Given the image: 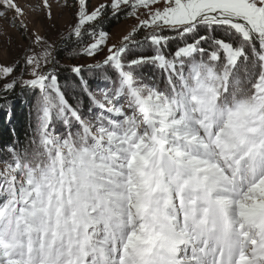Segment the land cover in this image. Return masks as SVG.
Listing matches in <instances>:
<instances>
[{
	"label": "snow or ice",
	"instance_id": "snow-or-ice-1",
	"mask_svg": "<svg viewBox=\"0 0 264 264\" xmlns=\"http://www.w3.org/2000/svg\"><path fill=\"white\" fill-rule=\"evenodd\" d=\"M0 20L26 42L0 112L29 105L0 264H264V0H0Z\"/></svg>",
	"mask_w": 264,
	"mask_h": 264
},
{
	"label": "trees",
	"instance_id": "trees-1",
	"mask_svg": "<svg viewBox=\"0 0 264 264\" xmlns=\"http://www.w3.org/2000/svg\"><path fill=\"white\" fill-rule=\"evenodd\" d=\"M123 17H121L120 21L121 22ZM118 22V23H119ZM117 22L113 21L111 23V26L106 28L105 30L107 32H110L112 28H114L117 24ZM82 57H78L75 59H69L66 55V53H61L59 59L61 64H66V65H73L76 63H81L80 59ZM63 61H66V63ZM64 75H68V73H64ZM87 75V73H85ZM61 83H65L63 77L61 78ZM93 87H95V83L93 82ZM73 95L71 89H69V96ZM11 100V110L13 112V118H12V123L10 124L8 122V116H7V111L8 109H5L4 112H0V160L5 159L7 157V152L6 149L9 144L14 142V137L12 136V129L15 128L16 132L20 138L21 141L24 140L25 133L27 131V114H28V108L29 105L25 103V100L27 99V96H11L9 97ZM4 100H0V104H4Z\"/></svg>",
	"mask_w": 264,
	"mask_h": 264
},
{
	"label": "rangeland",
	"instance_id": "rangeland-1",
	"mask_svg": "<svg viewBox=\"0 0 264 264\" xmlns=\"http://www.w3.org/2000/svg\"><path fill=\"white\" fill-rule=\"evenodd\" d=\"M21 2L24 3L25 0H21ZM29 2L35 3L37 2V0H29ZM100 2H103V0H89V7L91 8ZM70 20H71V16L67 12H65L64 16L62 17L60 21V26L65 27L66 23ZM134 22L135 21H132V20H122L121 22H119L114 28H112L110 32H108L110 35L109 42L110 43L117 42L120 36L124 34L128 30L129 26ZM0 25L3 26V28L7 31V33L11 34L13 41H14L13 45L8 49V55L5 56L3 55V52H4V49L8 47L6 43V37L0 36V64H10L13 61V59L19 55V52H20V49L16 47V44H21V43H26V42L20 40L19 33H17L14 29L8 28L6 21L0 20ZM50 39H56V36L52 35L50 36ZM102 58H103V54L98 55L96 57L97 60L102 59ZM64 62L66 63V61H63V63ZM80 62L85 63V62H92V61H90L87 57H82L80 59ZM18 92H19V88H17V93Z\"/></svg>",
	"mask_w": 264,
	"mask_h": 264
}]
</instances>
